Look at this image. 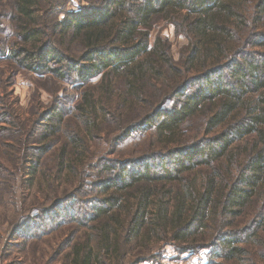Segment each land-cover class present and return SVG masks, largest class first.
<instances>
[{
	"label": "trees",
	"instance_id": "obj_1",
	"mask_svg": "<svg viewBox=\"0 0 264 264\" xmlns=\"http://www.w3.org/2000/svg\"><path fill=\"white\" fill-rule=\"evenodd\" d=\"M87 1L0 0V63L89 85L53 177L78 179L98 155L80 195L28 216L21 237L69 224L62 264H161L164 243L206 264H264V0ZM168 25L187 41L178 61L162 28L152 41ZM54 108L44 157L60 138Z\"/></svg>",
	"mask_w": 264,
	"mask_h": 264
},
{
	"label": "rangeland",
	"instance_id": "obj_2",
	"mask_svg": "<svg viewBox=\"0 0 264 264\" xmlns=\"http://www.w3.org/2000/svg\"><path fill=\"white\" fill-rule=\"evenodd\" d=\"M88 4L87 0H71L66 10L73 11ZM160 28L171 44L173 58L178 61L187 41L177 36L174 27L169 25L155 29L152 41ZM8 58L0 63V107L11 116L6 120L0 119V128L9 129V133L0 137V264H62L69 250L63 249L59 256L55 254L58 245L64 242L71 230L67 228L69 224L58 228L52 226L50 221L43 222L39 232L28 240L21 237L19 231L22 221L28 216V221H39L61 199L79 196L81 185L95 177L92 167L97 161V154L94 160L92 158L80 169L78 179L67 174L59 180L58 177H53L57 154L67 145L64 127L75 116L76 105L89 85L77 90L68 83L45 82V79H38V74L23 69L24 67L13 69ZM13 71L17 73L13 74ZM98 82L99 78L91 83ZM65 92L70 96L69 103H61L65 100H59ZM53 106L64 114V118L57 132L59 140L44 157L40 151L45 143L42 137L51 138V135H47L48 126H42L44 123L49 124L43 115ZM36 132L37 138L33 139ZM2 143L8 147H4ZM93 149L98 152L100 147L95 146ZM38 157H41L39 166L33 174L35 168L32 160ZM109 157L116 159L113 155ZM166 244L161 247L164 253L161 264L207 263L208 252L180 255L172 245Z\"/></svg>",
	"mask_w": 264,
	"mask_h": 264
}]
</instances>
